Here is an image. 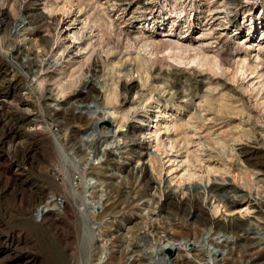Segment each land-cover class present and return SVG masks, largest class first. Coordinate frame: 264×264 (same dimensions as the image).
Here are the masks:
<instances>
[{
	"label": "rangeland",
	"instance_id": "rangeland-1",
	"mask_svg": "<svg viewBox=\"0 0 264 264\" xmlns=\"http://www.w3.org/2000/svg\"><path fill=\"white\" fill-rule=\"evenodd\" d=\"M103 127L123 140L96 159ZM84 169L109 196L89 221ZM102 231L107 264H264V0H0V264H97Z\"/></svg>",
	"mask_w": 264,
	"mask_h": 264
},
{
	"label": "bare ground",
	"instance_id": "bare-ground-1",
	"mask_svg": "<svg viewBox=\"0 0 264 264\" xmlns=\"http://www.w3.org/2000/svg\"><path fill=\"white\" fill-rule=\"evenodd\" d=\"M202 57V56H201ZM178 59V58H177ZM191 62V61H190ZM41 65H43L42 63H40ZM40 72L43 70V68L41 67L40 69ZM62 80V79H61ZM64 81V83L63 82H61V84L59 85V90H58V94L59 95H63V93L65 92V90H67L69 87H72L75 83H77L79 80L76 78V77H71L70 76V78L68 79V80H63ZM115 98H116V92L115 91H112L111 92V94H109L108 96H107V99H108V101L109 102H112L113 103V101L115 100ZM95 97H92V102L91 103H94L95 104ZM70 100V99H69ZM97 102V101H96ZM90 103V104H91ZM112 103H110L111 105H113ZM66 106H65V108H68L69 109V107H73V103H70V101L69 102H67L66 104H65ZM114 106V105H113ZM81 108V110H80V112L77 114V115H72V118H71V120H74L75 122L76 121H78V122H84L85 124H88L89 125V127H87V128H89L91 131H96V130H99L98 128L100 127V123H103V124H109L108 123V120H109V118L111 117V115L113 114L112 113V109H113V107H112V109L110 108H106V107H104V110L102 111L103 113H100L101 111H99V108L98 107H96L95 109H90L89 108V110L88 111H86V112H82V109H83V107H80ZM101 108V107H100ZM71 109H69V111H70ZM88 113V114H87ZM124 115V114H123ZM67 116V115H66ZM123 118V117H122ZM69 120V119H68ZM69 122V121H68ZM110 125V124H109ZM105 126V125H104ZM119 127V126H118ZM105 127H103V129H104ZM117 128V127H116ZM105 129H108V128H105ZM90 130H87V131H90ZM109 132H111L112 134H111V136H100V139H98L97 140V138L99 137L98 135L99 134H93L92 133V139H89V143L92 145V150H91V152H90V154H91V157H96V159H97V157H98V154H99V152L101 151L102 152V156H105V155H107V153H108V150H107V148L106 147H104L103 149H101L100 148V144L97 146V147H95V144L96 143H100L101 141V143L103 144L104 142H107V143H109V144H111L112 146H113V149H119L120 148V139H122L121 137H123V133H121V131H119V129L117 128V130L115 129L114 130V128H113V130H109L108 129V131L107 132H105L104 131V133H109ZM89 132H87V134H88ZM85 134V133H84ZM86 134V135H87ZM87 136H90V135H87ZM85 137V136H84ZM88 138H91V137H88ZM123 140V139H122ZM90 144H89V146H90ZM111 146V147H112ZM99 150V151H98ZM108 160V159H107ZM93 170V169H92ZM94 171V170H93ZM81 175H80V178H81V182H80V184L79 185H77V186H73L72 184H68V183H70V179H67L65 182H66V184H67V187H66V189H65V196H66V201L67 202H69V201H75V207H76V211L86 220H88V218L90 219V218H94V217H100V213H102L104 210H105V208H104V202L108 199L107 197H109V196H107L108 194H106L105 192L106 191H103V193H100V194H97V190H96V186L94 185V183H92L91 181H92V176H91V174L89 173V172H87L86 171V169H84V170H82V171H80L79 172ZM75 174V173H74ZM68 177V176H67ZM88 177H90V178H88ZM88 178V179H87ZM88 181H87V180ZM121 179V178H120ZM126 179V178H125ZM68 182V183H67ZM80 189V190H79ZM85 193H88V196H86L85 195ZM173 196V195H172ZM60 201V204L63 202L64 203V201L62 200V199H60L59 200ZM65 201V202H66ZM118 201V200H117ZM119 201H121V200H119ZM178 201V200H177ZM125 202V201H124ZM188 202V201H187ZM153 203V202H152ZM115 204V203H114ZM146 204H148V203H146ZM187 204V203H186ZM189 205V204H188ZM146 206V205H145ZM225 206H226V204H225ZM118 207V206H117ZM193 207V206H192ZM101 210V211H100ZM151 210H153V208L151 209ZM200 210V209H199ZM172 211V210H171ZM121 212V211H120ZM197 212V211H196ZM116 213V212H115ZM43 215V214H42ZM42 215H40L41 217H42ZM102 215V214H101ZM148 216V215H147ZM139 217V216H138ZM96 219V218H95ZM101 219V218H100ZM156 220V219H155ZM89 221V220H88ZM97 221V220H96ZM99 221H102V219L101 220H99ZM112 221V220H111ZM151 222V221H150ZM148 223V222H147ZM97 224H99V223H97ZM111 225V224H110ZM109 224L107 225V226H110ZM113 225V224H112ZM111 225V226H112ZM196 225V224H195ZM198 226L197 227H199V224H197ZM100 228H101V225H98ZM145 226H146V224H145ZM144 226V227H145ZM143 227V228H144ZM163 227H166L165 225H163L162 226V228ZM167 227H168V225H167ZM166 227V228H167ZM171 227H173V226H169L168 228H171ZM181 227V226H180ZM142 228V229H143ZM196 228V227H195ZM200 228H201V226H200ZM200 228H198V229H200ZM231 228L232 229H239V228H241V224H239V223H234L232 226H231ZM145 229V228H144ZM161 229V227L159 228L158 226H156L155 224H148V229H147V231L149 232V233H152V234H156L155 236L157 237L158 236V234H161L160 232H165L166 230L168 231V229H166L165 231H161L160 230ZM176 229V228H175ZM182 229V228H181ZM96 230H98V228L96 229ZM130 230H131V228H130ZM140 230V229H139ZM160 230V231H159ZM180 230V229H179ZM128 231V229L126 230V232ZM241 231V230H240ZM130 232V231H129ZM176 233H179L178 231L176 232ZM196 233H197V231H196ZM147 233H145V235H146ZM151 234V235H152ZM169 234V233H168ZM198 234H200V233H198ZM92 235V234H91ZM140 235H141V233H140ZM98 236L99 237H101L102 238V241H101V244H100V246L99 247H97V249H98V251L99 252H97V254L94 256V258L96 259V261H97V264H107V261L108 260H110L111 262H113V260L112 259H114V249H112L113 247H112V245L113 244H115V243H113L115 240H113V241H110V239H109V242H108V239L107 238H109L108 237V234L107 233H105V231H102L101 233L99 232L98 233ZM164 234H161L160 236H158L156 239H155V243L154 244H152L151 242V240H149V241H147V242H145L143 245H145L144 246V248H145V250L146 251H152V252H155V253H157V245H156V243L158 244V243H160V241L162 240H164ZM183 236V235H182ZM185 236V235H184ZM92 237H93V241L92 242H94V238L96 237L95 235H92ZM91 237V238H92ZM140 237V236H139ZM152 237V236H151ZM166 237V236H165ZM147 238V237H146ZM113 239H115V238H113ZM119 239V238H118ZM121 239V238H120ZM196 239V238H195ZM203 239V238H202ZM128 240V239H127ZM118 242V241H117ZM206 242V243H205ZM194 243H197V245L198 244H200V243H202V240H201V242L200 241H198V240H195L194 241ZM203 243H205V245L207 246V244H209V245H214L212 242H207L206 240H204L203 241ZM108 244L110 245V246H108ZM166 245H169V246H173L174 244L173 243H169V242H167L166 244H165V246ZM196 245V244H195ZM122 246V245H121ZM184 247H186V244H184L183 245ZM215 246V245H214ZM130 246L129 245H127V247H126V250H128V248H129ZM198 247H200V246H198ZM124 248H125V246H124ZM160 249H162V248H160ZM199 249V248H198ZM197 249V247L196 246H194V248H193V250L195 251V252H197L198 253V250ZM201 249V248H200ZM249 250H253V249H249ZM256 250V249H255ZM116 252H118L119 253V258L117 259V263L118 264H135V259L133 258V257H126L125 256V250H123V248L122 249H118V250H115ZM193 251V252H194ZM201 251H203V252H205V253H207L208 255H209V262L207 263V264H215V260H216V254H214V253H212L211 251H207V250H202L201 249ZM239 251V250H238ZM131 252V251H130ZM244 253V252H243ZM104 254V259H102V255ZM146 254H148V253H146ZM88 255L90 256L89 258H87V261H88V264H89V259L91 260V257L93 256V255H91L90 254V251L88 250ZM220 256V255H219ZM241 256V255H240ZM239 256V257H240ZM246 256V255H245ZM222 256H220V258H221ZM243 256H241V258H242ZM106 258V259H105ZM253 261V260H252ZM252 261H251V263H252ZM85 263V262H84ZM114 264V263H113Z\"/></svg>",
	"mask_w": 264,
	"mask_h": 264
}]
</instances>
